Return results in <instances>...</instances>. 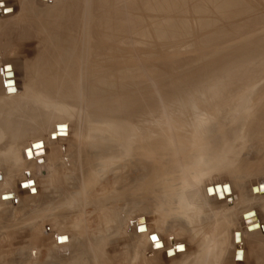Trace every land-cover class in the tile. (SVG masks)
I'll return each mask as SVG.
<instances>
[{"label": "rangeland", "instance_id": "rangeland-1", "mask_svg": "<svg viewBox=\"0 0 264 264\" xmlns=\"http://www.w3.org/2000/svg\"><path fill=\"white\" fill-rule=\"evenodd\" d=\"M64 1L0 0V69L13 70L16 75L13 82L10 72L5 73V78L0 74V90L4 80L6 88L12 82L9 86L16 83L19 91H23L28 72L35 76L33 70L26 69L34 60L36 64L43 62V52L48 51L51 44L42 40L43 34L48 32L46 22L51 20L48 18L51 7L47 6L50 2L58 6ZM114 17L119 26L115 34L119 39L118 49L125 50L118 53L114 61L121 62L130 57L136 61L139 55L143 56L145 88L158 86L156 89H163L177 80L201 79L194 85L192 81L185 89L190 102L181 105L183 89L179 90L174 93L179 103L161 102L157 114L144 125L145 129L148 127V130L155 129L159 133L152 135L158 145L154 150L157 155L151 150L144 154L155 156L151 158L153 165L160 164L156 169L147 170L149 179L154 175L157 177L150 188L152 191L147 192L141 201L140 191L136 189L139 181H124L122 175L125 171L120 173V169L114 167L104 168L94 159H88L86 163L78 161L80 156L74 148L80 130L83 135L89 134L82 144L87 151L98 148L95 147L96 140L90 139L92 136H98L99 130L107 133L109 130L106 123L93 118L86 108L82 106L78 110L58 103L53 107L52 104L51 108L56 112L66 108L72 119L65 125H56L63 127L64 132L55 135L58 132L55 127L56 133L49 135L59 114L54 113L55 118L50 122H42L38 117L42 106L32 102L23 116L15 114L10 118L23 130L19 139L10 142L7 134L0 135V147L14 143L20 149L13 155L17 160L13 165L8 158L9 152L1 151L0 163L5 162L0 166V264H62L66 259L77 260L76 244L90 246L92 242L100 245L95 247L101 257L100 260L97 258L98 264H210L204 259L206 256L210 258L214 252L219 255L221 241L201 240L197 236H203L200 232L206 228L207 233L215 230L218 235L216 232L223 225L232 231L243 230L240 213L247 208H235L233 204L219 203L214 199L194 208L189 216L198 220L197 224L191 222L193 225L188 226L183 222L185 230L181 235H172L174 246H186V251L179 250L176 257H172L173 249L168 254L169 250L166 252L167 257L163 250L152 252L150 242L155 237L156 244H160L161 239L166 248L170 247L168 237L174 226L177 230L181 218L185 221L190 218L186 216L190 211L181 217V212L172 209L174 193L192 187L197 191L196 195L204 196L203 187L213 183L233 184L234 191L243 193L246 204L253 205L264 227V199L257 202L248 197L251 186L252 195L264 186H255L264 183V114L258 117L260 110L264 111V91H258L254 97V90L264 84V0H116ZM233 56L242 57L237 60L239 72L236 69L226 75L223 67L236 64L231 59ZM65 57L64 54L60 59L64 61ZM101 60L98 65L103 64L104 60ZM36 66L39 75H47L38 70L39 65ZM132 66L135 65L129 66L126 73L133 80L138 76V68L136 65L129 69ZM222 68L221 73L217 72ZM120 71L119 74L125 73ZM214 72H217V79L211 83L207 75ZM58 73L60 77L65 76L69 70H59ZM92 73L87 71L85 75L92 78ZM107 79L103 72L97 76L100 86L114 89L105 86ZM119 83H123L122 80ZM113 92H121L114 95L123 97V93L131 90L118 88ZM256 111L259 114H255ZM29 126L45 128V138L43 134H31ZM37 139L41 144L34 150L42 149L45 139L53 141L45 145L47 157L39 164L32 160L28 151L29 143ZM110 142L116 145L112 139ZM156 143H153L154 147ZM118 149L126 150L121 145ZM135 172L133 180H136ZM227 185L215 187L228 189ZM123 186L131 187V199L126 198L128 192ZM156 186H160V193H155ZM209 195L212 197L213 192ZM224 197L227 196L222 195L221 201ZM172 219L178 222L174 223ZM146 226L152 228L151 232H147ZM254 228L249 226L246 230L249 233ZM258 228L257 225L255 229ZM146 232L148 241L138 236ZM235 234L238 233H234L233 242ZM261 235L263 237L264 232ZM245 236L242 244L245 261H242V250L236 245L233 262L234 247L230 236L229 254L222 264H264V254L257 247L256 239L247 233ZM213 244L215 246L210 249ZM161 247L160 244L156 249ZM206 250L212 251L207 253ZM254 254H262L263 260H256ZM197 255L202 263L190 258ZM84 256L90 258V250L83 249L77 258L87 259Z\"/></svg>", "mask_w": 264, "mask_h": 264}, {"label": "bare ground", "instance_id": "bare-ground-1", "mask_svg": "<svg viewBox=\"0 0 264 264\" xmlns=\"http://www.w3.org/2000/svg\"><path fill=\"white\" fill-rule=\"evenodd\" d=\"M52 1H56V0H51V2ZM115 1L116 0H65L64 2L60 3L58 6H55V3L51 4V2L48 4L47 7L49 8L51 7V10H50L51 13L49 14L50 16H48V18H50L51 20L46 22L47 24L46 29L48 32L43 34L42 40H44L43 42L46 44L47 43L48 44L51 43V44L49 47H47L48 51L46 50L43 52V54L45 55L43 62L36 64L35 62L36 60H34V62H32L27 67V69L25 67L26 70H30V69L33 70L35 76L34 75L30 76V73L28 72V76L26 77L27 81L25 82V85H23V91H19L16 83L13 87L9 86L12 84V82L7 84L8 87L6 88L5 82L4 80H2L1 84H2L3 89L0 90V135L7 134L9 137L8 139H10V142L12 140L14 141V140L19 139L18 137L21 136L20 133L23 130L19 128V125L16 121L11 120L10 118L11 116H14L15 114L19 115L18 117H21V115L23 116L25 114V111L28 110L30 103L32 102L35 104L37 102H38L37 104H41L40 106H42V113L38 117L42 120V122L48 121V120H49L48 122H50L52 121L53 118H55V116H53L54 113H57V116L59 114V116L57 117L58 122L53 125V130L51 133H49V135L56 133L55 131V127L57 128L56 125L58 126L65 125L67 124V121H70L72 119V115L68 111H66L67 110L66 108L65 109L60 108L58 112H56L54 111L55 109L52 110L51 108L52 104H53V107H54V103H58L59 105H62V107L71 106L74 109L76 108L78 109L79 107H80L79 109H81L83 106L84 108L87 109L88 114H91L93 118H95L98 121L106 123L107 124L106 127L109 130H108V133L106 132V130L104 131L99 130L98 136H95V137L92 136V138H90L91 140H94V141L96 140L95 142L97 146L95 147H98L95 149H90L92 151H87L88 149L82 146L83 142H85L84 140H87V138H89L87 137L89 134L84 132L85 134L83 135V132L80 130V133H78V136H77V146L76 148H74L77 151V155L80 156V160L78 161H82L83 163H86L88 159H94L96 163L98 164L101 163L104 166V168L114 167L115 169H120V173L125 171L124 173L125 175H122L124 177L123 178L124 181H127L128 179L131 180L132 182L139 181L138 187L136 186L135 187L137 190L140 191V200L143 201V199L145 198V194L147 192L152 191L150 188L153 184H155L154 182H155V179L157 178L154 175L152 179H149V175H148L149 172L147 173V170L151 167H154V169H156L157 166H160L158 162H156V165H153V161L151 158H154L155 156L151 157V156L144 155L146 154V151H149V150H151L150 152H153V153L157 152L154 150H157L156 147L158 148V145L156 141L153 140L152 135L159 134V133H156V131H154L155 129L153 131L148 130L147 129L148 127L145 129L144 125H146L150 117L154 116V114H157L158 107H160L161 102L167 103V104H169L170 102L172 103L178 102V99L174 97L175 92L183 89L181 92L183 95L181 96L183 98L181 105H184L186 102H190V99L185 94V89L187 88V85L191 84L192 81L194 85V83L196 82L199 83L201 79H196V80L194 79L192 81L191 79H188V80H184L183 82H180L179 80H177V81H174L168 84L163 89L161 88L156 89L158 86L152 89H149V88H145L146 83L142 80V77L144 75L143 73L146 71L144 67L146 66H145V60L143 59V56L139 55L141 54L140 53L141 51L139 52L138 54L139 58L136 59V61H134V59L132 60L131 57L129 59L126 58L125 60H122L121 62L114 61V58H116V56H119L118 53L125 52V50L120 51L118 49L119 48L118 46L120 45L118 42L119 39L115 35L117 32V28L119 27L114 17ZM2 4H3V1H2ZM4 8L8 9V7L6 6H4ZM64 54L66 55V57L64 61H62L60 58ZM234 56L233 58L231 57V59L234 60L236 64H234L232 67L231 65L223 67L226 70V75H228L227 73H230V74L234 73L236 69L237 71L239 70L238 65H237L238 64L237 60H239L242 57L238 56V58L237 57L235 58ZM101 59L104 60L103 64L98 65V63L102 61ZM36 65H39L38 70L40 72H42L43 74H47V75L45 76L39 75L35 71V67L37 69ZM131 65H135V66L137 65V68H138L136 71L138 72V76L133 80L128 78V74L126 73L127 72L126 69ZM135 66H132L129 69H132ZM223 68L217 72L221 73ZM59 70H62V71L69 70V74H66L65 76L60 77L58 76ZM118 70H121V71L124 70L125 73L123 75L119 74ZM2 71L3 70L0 69V74L4 75V78L7 76L5 75V73L10 72L11 74L9 76L12 75L11 80L15 82L16 75L13 72V70H10V69L4 70L3 71L4 74L2 73ZM87 71L93 72L92 78L85 75ZM100 72L105 73L106 78H108L106 81V85H105L106 87L114 88V89L122 88L124 90H131V92L127 94L123 93V95H125L123 97L115 96L114 94H121V92L114 93L113 92L114 89H105L103 85L100 86L101 84L98 83L97 76ZM217 72L209 73L207 75L208 79L212 80L211 83H213L214 79H217V74L215 76V73ZM114 75H117V77L115 78ZM207 77L205 78L206 80H207ZM120 80H122L123 83H119ZM13 90L15 92H13ZM234 90H236V88ZM258 91H264V84L263 86L258 87L256 90H254V93H255L254 97H256V94H258ZM262 98H264V95ZM261 106L262 105H260V107ZM263 107H261L260 109H262ZM260 112L261 113L259 114V112L256 111L255 114L258 113L259 114V115L257 114L258 117L264 114L263 109L260 110ZM33 126L32 127L29 126L32 129V130L30 129L32 131L31 134L33 135L43 134L45 138V134H44L46 133L44 132L45 128L43 129V128H40V126H38V128L40 129H37V128H34ZM59 132H63V131H61L60 129ZM69 132H70L69 127H67L66 129L67 136L69 135ZM110 139H112V141H114L116 145L110 142ZM45 140H44L45 144L42 147V149L41 147L37 149L38 151L42 150V151H39V153H36L37 150H34V149L36 148V146L41 144L40 143L41 140L37 139L29 143L28 151H30V154H32V160L35 163L39 164L47 157L46 153H44L45 145L46 144L49 145L53 141L51 140L45 141ZM153 143H156L155 147L153 146ZM32 144L34 145L33 148L31 147ZM120 145L122 149H126V150L120 151L118 149ZM18 148L19 147L16 146V144L14 143H9L6 147H0V157L2 156L1 151L3 149H4L3 153L9 152L8 158H9V161L11 160L10 161L11 165H13L17 161L16 159H14L13 155L14 153L20 151V149ZM150 152L148 153V155H151ZM38 155H42L40 156L41 158H38L37 157ZM23 158H24V155H23ZM4 162H5L4 160L1 161L0 163L1 167H2V163ZM118 166L120 168H118ZM134 171H136L135 172L136 180H133L132 178L133 176L132 174ZM225 184H228L227 185L228 189H225V188L221 189V188L215 187L217 185L221 187ZM260 184L264 185V183L261 182L255 186H258ZM125 187H127V189ZM125 187L123 186L124 191L127 190L128 192V194H126V198L131 199L132 198L130 197V194L132 192L131 187L130 186H125ZM252 187L253 186L249 188L250 195L248 197L251 200H254L257 202L264 199V195H263L264 186H263V189H260L259 187V191L256 192L257 193L256 195L251 194ZM156 188L157 190H155V193L157 191L160 193L161 192L160 186H156ZM261 190L263 193L261 192ZM168 192L170 193V191ZM195 192L197 191L192 189V187H189L187 189L181 188L178 192L174 193L175 197H174V201L172 202L173 203L172 209L176 208L178 210V213L181 212V217L187 214L188 211H190L188 215H186V216H189L191 211H193L194 208H199L200 205L202 206L206 205L210 199H214L218 201L219 203L221 202L223 204L224 203L233 204V207L235 206V208H247L246 210L240 213L241 225L243 226L244 231L242 229H236L232 231L231 233L232 246L234 247L233 256H232L233 262H235L234 255L236 254V251H235L236 245H238L237 246L238 250H242V259H243L242 261H245L244 259H245L246 253L244 249L242 248V244H243V237L246 235V233L249 234L250 237H253V239H256L255 241H256L257 247L260 250H262V254H264V236L262 237L261 235L262 232H264V227L263 225L261 226L258 212L252 207L253 205L249 206L248 204H246L247 201L243 193H240L239 191L237 192L234 191L233 184L229 182H223V183H213L211 185H205L203 187L204 196H202V194L196 195ZM212 192H213V196L210 197L209 194ZM165 195L166 194H164V196ZM222 195H225L227 197H224V199L221 201ZM230 200L232 201L230 202ZM158 209L161 210L162 208H158ZM251 212H253V214H249ZM244 214H247L246 217L243 216ZM189 217L190 218L187 221H185L184 218H181L179 220L178 229L173 230V233L168 237V242H170L169 243L170 247L166 248L165 247L166 245H164L163 241L160 239L158 243H160L162 247L158 250L156 248H159L160 244H156V241L152 240L150 242L151 251L158 253L161 250H163L165 257H167L166 252L168 250L169 251L167 252V254L173 249L172 252L174 255L172 254L173 255V256L171 255L172 257H176L177 252L179 250L185 252L186 246L184 245L180 246L177 243H176L177 246L176 245L174 246L173 242L171 241L174 239V237L172 236L173 234L181 235L183 230H185V226L182 224L183 222L185 224H188V226L193 225L191 222H193L194 224L195 223L197 224L198 220H193L191 219L193 217L191 216ZM194 217H197V216L194 215ZM246 220L248 222H246ZM255 224L258 225L259 227L258 229H255L257 227V225ZM247 226L248 227L254 226L255 228L249 231L248 233V231L246 230V228H248ZM145 229L148 232L152 228L146 226ZM147 232L144 233L143 235L139 234L138 236L140 238L145 237L148 241L149 237L147 236ZM235 232L239 234V240L237 239V237H235L236 242L235 241L233 242L234 240L233 235ZM215 245L214 244L211 245L212 247L210 249H212L213 246ZM97 246L99 247L100 245L96 244V242H92L90 246L76 244L75 245L76 247L75 248V252H76L75 258L77 260H70V259L67 260L66 259L64 261H67V263L62 261L63 262L62 264H69L72 262L74 264H98L100 263L99 260L101 257L100 255L98 256V253H99V252L97 253L98 249L95 248ZM83 249L90 250L91 257L89 258L87 256H84V258H87V259L79 260L77 256L78 257L81 256ZM207 250H206L207 253L209 251H212V250H209V251ZM255 254H254V258L256 257L257 258L256 260L258 261L263 260L262 254L259 256ZM206 255H203V257ZM97 258H99V260H97Z\"/></svg>", "mask_w": 264, "mask_h": 264}, {"label": "crops", "instance_id": "crops-1", "mask_svg": "<svg viewBox=\"0 0 264 264\" xmlns=\"http://www.w3.org/2000/svg\"><path fill=\"white\" fill-rule=\"evenodd\" d=\"M172 222L177 223L178 221H175L174 219H172ZM175 229L176 228L174 227V230ZM231 232H232V229L226 228L224 225H223V227H221V229L218 232H216L218 235H215V230H210L207 233V228L205 229V231L200 232L201 234H203V236H197V237L201 238V240L208 238V239H213V241H221V242H219V243H221V247L219 248V251H218L219 255L214 252L213 256H211L210 258L206 257V259H204L205 263H210V264L221 263L222 264L224 262L226 256H228V254H229L228 250L230 247L229 244H230ZM190 238L194 239L195 236L190 235ZM225 248H227L226 251H225ZM198 257H199L198 255L197 256H190V258L194 259L195 261L198 259ZM198 260H199V262H201L200 258Z\"/></svg>", "mask_w": 264, "mask_h": 264}, {"label": "water", "instance_id": "water-1", "mask_svg": "<svg viewBox=\"0 0 264 264\" xmlns=\"http://www.w3.org/2000/svg\"><path fill=\"white\" fill-rule=\"evenodd\" d=\"M12 85V84H11ZM10 88H12V87H10ZM10 88H8V89H10ZM9 91V90H8ZM13 92H15L14 90H13ZM61 129V131H63L64 132V128L63 127H58L57 126V128H56V130L58 131L55 135H57V134H60V132H59V130ZM235 237H237L238 238V234H235Z\"/></svg>", "mask_w": 264, "mask_h": 264}, {"label": "snow or ice", "instance_id": "snow-or-ice-1", "mask_svg": "<svg viewBox=\"0 0 264 264\" xmlns=\"http://www.w3.org/2000/svg\"><path fill=\"white\" fill-rule=\"evenodd\" d=\"M153 240H155V237H153Z\"/></svg>", "mask_w": 264, "mask_h": 264}]
</instances>
